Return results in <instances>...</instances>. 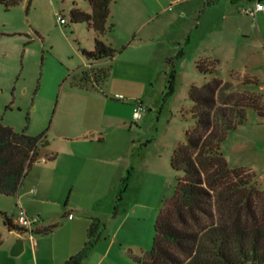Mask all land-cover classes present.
<instances>
[{
  "label": "rangeland",
  "instance_id": "374dc122",
  "mask_svg": "<svg viewBox=\"0 0 264 264\" xmlns=\"http://www.w3.org/2000/svg\"><path fill=\"white\" fill-rule=\"evenodd\" d=\"M244 2L113 0L111 11L112 15L116 11L118 24L102 39L111 38L116 53L99 67L89 66L82 53L93 48L95 32L85 22H71L69 16L73 7L89 12L86 0H15L9 7L0 3V120L19 132L44 133L47 151L55 156L46 158L41 145L18 191L0 194L4 244L14 240V235L3 224L1 212L16 218L20 193L27 188L37 190L36 173L50 175L45 185L61 183L70 167L68 180L83 165L68 160L58 137L64 132L74 134V125L80 132L94 128L104 134L102 130L108 128L107 154L110 140L119 133L125 141L134 139L130 154L116 159L124 152L110 150L107 161H88L84 166L93 169L91 187L73 199L94 223L95 243L99 236L103 243L100 249L114 240L122 250L118 255L111 250L102 264H140L138 258L153 245L158 213L182 175L171 166L170 158L195 124L190 87L211 79L196 68V61L209 58L208 67L214 64L212 59L221 57L217 68L223 79L229 78L226 60L231 61L233 55L241 59L243 51L257 50L264 61V48H257L256 34L236 31L237 24L264 27L258 15L242 12ZM57 14L66 19L65 24L58 22ZM98 68L108 70L107 76L81 84L84 71L91 69L92 75ZM261 68L264 71V63ZM241 75L240 79L250 77ZM137 100L146 110L137 123H131L128 114ZM221 151L231 168L250 169L263 187L264 115L249 109L244 122L228 132Z\"/></svg>",
  "mask_w": 264,
  "mask_h": 264
},
{
  "label": "trees",
  "instance_id": "16d2710c",
  "mask_svg": "<svg viewBox=\"0 0 264 264\" xmlns=\"http://www.w3.org/2000/svg\"><path fill=\"white\" fill-rule=\"evenodd\" d=\"M86 1L89 12L78 7L69 12L71 22H85L95 32L93 48L82 53L89 62L111 59L116 50L102 37L113 26L108 24L113 0ZM0 3L9 7L15 0ZM208 60L200 58L195 63L211 79L190 87L195 124L170 158L171 166L182 175L158 213L153 245L138 258L140 264H264V186L250 169L231 168L221 151L228 132L244 122L249 109L264 115V99L248 90L259 85L254 76L240 79L239 73H231L223 79L218 76L217 60L207 67ZM107 71L98 68L91 75V69L86 70L81 84L106 77ZM43 142L44 133L19 132L0 120V194L18 191ZM1 214L8 230L21 231L6 213ZM93 234L92 222L84 246L62 264H82L95 243ZM2 242L0 233V246Z\"/></svg>",
  "mask_w": 264,
  "mask_h": 264
},
{
  "label": "crops",
  "instance_id": "0c3cea01",
  "mask_svg": "<svg viewBox=\"0 0 264 264\" xmlns=\"http://www.w3.org/2000/svg\"><path fill=\"white\" fill-rule=\"evenodd\" d=\"M251 0H245L244 4H249ZM116 11L112 15L110 7V16L108 21L113 25H117V19L115 18ZM258 18L264 22V13L258 12ZM262 23V22H261ZM250 30L256 34L257 48H264V27L262 24H254L251 26H245L237 24L236 31L245 35H250ZM110 46L113 45L112 39L107 37L105 40ZM90 50V49H87ZM241 59H235L236 55L232 56V60L228 61V73L229 78L231 73H240L242 75L249 74L254 76L259 85L255 89L252 86L248 88L249 91L259 93L264 97V85L261 84L264 78V71L261 66L264 63L263 59L258 54L257 50H245L242 52ZM217 63L222 60L221 57L215 58ZM237 62V65H233V61ZM102 61V60H101ZM101 61L90 62L89 66L99 67ZM228 78V79H229ZM131 114H128V119L131 123H137L141 117L135 120L132 117L133 108ZM129 127V123L122 122ZM75 129L74 134L62 133L58 137V145L67 149L68 160L73 164L75 162H84L81 164V168L77 170L73 175L67 179L72 173L71 167L65 173L66 176L61 183H52L45 185V180L49 177L45 176L42 172H37L34 176V181L37 183V190L31 192L30 189H25L20 193L19 197L22 199V203L28 214H39L40 220L33 225L32 237L24 238L23 250L18 255H11L10 249L14 242L22 237L16 230H8L13 233L14 240L8 244L2 242L0 246V264H62L70 256L77 253L85 244L87 239V233L91 224V219L84 215L83 206L73 196H78L79 193L84 192L87 187H91V178L89 177L93 173V169L86 168L84 165L90 162H104L107 161L108 155L112 151H123V154H117L116 159L122 158L123 155H129L130 149L134 145V139L128 138L125 141L122 134H116L115 137L110 140L109 154H107V141L109 133L108 128H105V135L102 132L97 131L94 128H86L83 132L79 131L78 125L73 127ZM100 129H102L100 127ZM45 139V134H44ZM48 144V143H47ZM47 144L43 142L42 149L45 150L44 155H52V151H47ZM105 146V147H102ZM41 149V148H40ZM39 149V150H40ZM55 157V156H54ZM53 157V159H54ZM44 159L43 157L41 160ZM57 158H55V161ZM122 160V159H121ZM128 171V168H125ZM98 173V172H96ZM73 177V178H72ZM71 179V181H70ZM19 199V198H18ZM64 200V205L61 202ZM75 212V213H73ZM66 216V217H65ZM59 217L64 219L59 221ZM15 224V218L11 219ZM48 231L45 229L53 226ZM36 234V235H35ZM96 243L90 248L87 256L82 261V264H102L107 258L109 252L112 250L114 254H120L122 250H118L114 240H109L104 249H100L101 237L97 238Z\"/></svg>",
  "mask_w": 264,
  "mask_h": 264
},
{
  "label": "built area",
  "instance_id": "2783aa9c",
  "mask_svg": "<svg viewBox=\"0 0 264 264\" xmlns=\"http://www.w3.org/2000/svg\"><path fill=\"white\" fill-rule=\"evenodd\" d=\"M242 12L252 17H256L258 12L264 13V1L263 0H252L249 4L245 5L242 8ZM57 20L61 25L66 23V19L60 14H57ZM145 110L146 108L143 105L142 101L137 100L133 108L132 117L135 120L139 119L141 117L142 112H144ZM30 191L35 192V188H31ZM17 208H18V211H17V215L15 218V224L21 228V231H18V233L22 235L23 238L32 237L33 225L40 220V215L37 213L32 214V215L28 214L26 208L22 206L19 199H17Z\"/></svg>",
  "mask_w": 264,
  "mask_h": 264
},
{
  "label": "water",
  "instance_id": "95a60500",
  "mask_svg": "<svg viewBox=\"0 0 264 264\" xmlns=\"http://www.w3.org/2000/svg\"><path fill=\"white\" fill-rule=\"evenodd\" d=\"M45 143L47 144V141H45ZM23 247H24V238L19 237L12 245L10 249V254L18 255L23 250Z\"/></svg>",
  "mask_w": 264,
  "mask_h": 264
}]
</instances>
